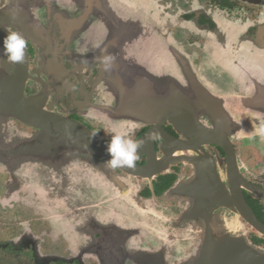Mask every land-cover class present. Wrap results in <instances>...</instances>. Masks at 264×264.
<instances>
[{"label": "flooded vegetation", "instance_id": "1", "mask_svg": "<svg viewBox=\"0 0 264 264\" xmlns=\"http://www.w3.org/2000/svg\"><path fill=\"white\" fill-rule=\"evenodd\" d=\"M34 1L0 0V21L9 24V32L23 25L20 9ZM39 1L45 10L66 12L68 25L76 23L75 10L85 7L83 0ZM141 1L212 83L206 88H216L222 78L234 81L217 60L215 32L228 30L224 40L241 34L253 51H233L231 57L264 71V0ZM5 37H0V264H197L204 214L234 215L233 191L243 194L264 224V201L249 190L264 189V138L233 136L227 150L196 134L187 137L168 120L117 115L127 100H107L99 68L84 61L113 46L86 47L84 41L76 48L71 36L59 41L55 34L25 38V62L17 68L4 62ZM48 58L65 60L61 72L49 68ZM66 59L77 62L72 66ZM162 75L145 80L154 87ZM19 76L27 81L10 83ZM142 78L131 82L149 86ZM111 104L116 111L107 115ZM73 122L89 130V137L77 135ZM115 132L143 141L134 168L105 166ZM240 221L242 234L264 249V236L241 215Z\"/></svg>", "mask_w": 264, "mask_h": 264}, {"label": "water", "instance_id": "2", "mask_svg": "<svg viewBox=\"0 0 264 264\" xmlns=\"http://www.w3.org/2000/svg\"><path fill=\"white\" fill-rule=\"evenodd\" d=\"M82 3L85 7L75 10L76 23L73 25L67 24L66 12L49 11L48 8L45 10L37 0L26 9H20L23 25L10 28L33 41L53 38L55 34L53 39L59 41L62 40L60 36L64 37V41H67L66 37L71 36L76 48H79L80 44L84 45V41L86 47L104 43L113 46L105 54L115 57L110 70H104L99 59L101 56L84 60L85 63L99 68L100 83L109 88L106 90L107 100H119L122 97L123 101L127 100V103L121 102L118 107L107 105V115L113 114L116 107L121 111H118L117 115L126 111L134 117L142 115L149 119L152 115L154 120H168L187 137L196 134L206 142L227 150L232 148L230 138L233 136L264 138V71L245 65L244 61L241 62L230 55L233 51H253V47L249 46L241 34H237L238 40L230 37L226 40L220 38L221 35L227 36V29L225 32L212 34L219 42L223 39V42L217 44V60L234 81L222 78L221 82L218 80L214 83L216 88H206L212 83L201 74L163 22L151 15L145 6H141V0H83ZM59 19H62V22H59ZM7 25L0 21V37L7 36ZM117 36H131L135 41H120L116 39ZM114 47L120 51H116ZM259 47L258 44L257 48ZM105 51L106 49L103 53ZM240 59L246 60L243 57ZM66 60L72 66L77 62ZM64 62V59H47L49 68L57 72H61ZM16 67L21 68V64ZM155 74L156 78L160 74L163 75L160 80L156 79L153 87L151 81L145 78ZM141 76L149 86L136 87L131 82L134 78L136 80L133 82L136 83ZM119 77H122L123 81ZM26 78H11L10 83H23L27 81ZM230 83L237 87H228ZM17 101L19 102V97ZM22 102L20 99L21 104ZM70 126L77 135L89 137L91 133L79 123L73 122ZM249 190L264 201V189L252 187ZM233 193L234 215L204 214L201 225L203 243L197 264H264V249L253 245L248 237L242 234L240 215L262 236L264 224L258 221L243 194L237 191Z\"/></svg>", "mask_w": 264, "mask_h": 264}, {"label": "clouds", "instance_id": "3", "mask_svg": "<svg viewBox=\"0 0 264 264\" xmlns=\"http://www.w3.org/2000/svg\"><path fill=\"white\" fill-rule=\"evenodd\" d=\"M27 42L22 33L18 31L8 32L3 40L4 62L10 64H23L26 58ZM104 70H110L115 61L112 55H103L99 58ZM87 148V145L85 146ZM143 147V141L133 140L128 132H115L107 145V153L111 157L105 162V166L111 169L134 168L139 159V151Z\"/></svg>", "mask_w": 264, "mask_h": 264}, {"label": "rangeland", "instance_id": "4", "mask_svg": "<svg viewBox=\"0 0 264 264\" xmlns=\"http://www.w3.org/2000/svg\"><path fill=\"white\" fill-rule=\"evenodd\" d=\"M150 4V3H149Z\"/></svg>", "mask_w": 264, "mask_h": 264}]
</instances>
